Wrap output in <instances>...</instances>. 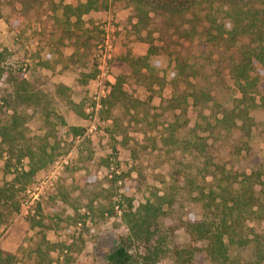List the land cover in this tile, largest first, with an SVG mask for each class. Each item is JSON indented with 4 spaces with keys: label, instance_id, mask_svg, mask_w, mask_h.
Instances as JSON below:
<instances>
[{
    "label": "rangeland",
    "instance_id": "374dc122",
    "mask_svg": "<svg viewBox=\"0 0 264 264\" xmlns=\"http://www.w3.org/2000/svg\"><path fill=\"white\" fill-rule=\"evenodd\" d=\"M99 1L108 7L84 15L75 26V19L69 23L57 9L58 0L36 9L17 0H0L5 74L11 72L43 94L50 109L47 114L43 105L21 100L11 79L0 83V127L14 128L25 149L11 153L0 138V188H7L18 171L30 169L29 149L40 154L46 147L54 158L35 178L18 183L15 198L0 205V248L15 255V264H109V254L127 231L124 210L130 204L155 201L177 167L195 170L203 165L188 149L179 153L164 146L161 135L170 124L176 123L189 139L195 129L209 136L215 161L234 172L264 168V107L251 109L248 137L226 131L214 118L222 117L241 97L228 75L227 59H221L229 53L215 50L210 57L202 44L184 51L194 68L193 83L214 100L204 108L190 105L187 115L177 109V121L173 111L163 107L175 93L174 58L163 60L159 79L150 71L148 81L136 76L130 60L146 54L149 44L135 26L133 10L122 0ZM77 44L81 47L73 57ZM217 69L224 79L214 76ZM95 72L97 76L85 83L83 74ZM261 74L264 78V68ZM117 77L125 81L128 101L103 109ZM61 84L71 88L68 97L59 95ZM65 97L79 107L63 101ZM80 108L85 115L78 113ZM72 126L84 132L75 135ZM175 197L172 205L165 201L166 213L160 218L166 251L158 264H177L173 248L190 241L185 223L198 218L186 187ZM256 227L264 230V223ZM196 264L209 262L198 254Z\"/></svg>",
    "mask_w": 264,
    "mask_h": 264
},
{
    "label": "trees",
    "instance_id": "16d2710c",
    "mask_svg": "<svg viewBox=\"0 0 264 264\" xmlns=\"http://www.w3.org/2000/svg\"><path fill=\"white\" fill-rule=\"evenodd\" d=\"M17 1L29 9H36L48 1L57 0ZM122 1L133 10L135 26L144 33L143 38L149 44L146 54L130 60L135 75L148 81L146 73L150 71L155 79H159L158 69L162 67L160 70H165L163 60L169 56L174 58L177 73L172 84L175 93L163 107L173 111L177 121L180 119L177 109L187 115L190 105L204 108L206 103L214 100L208 90L197 88L193 83L191 70L194 68L183 57L184 51L192 52L202 44L203 51L210 57L214 56L215 50H221L220 54L229 53L230 56L220 58L227 59L228 75L241 97L233 108L222 112V117L214 118L226 131L236 130L238 136L248 137L251 109L264 107V78L261 74L264 68V0ZM58 3L57 9H62L69 23L75 19V26L82 22L84 15L108 7L99 0H58ZM80 47L77 44L73 57ZM3 60L4 54L0 52V83L11 79L21 100L43 105L42 110L50 114L43 94L17 80L11 72L5 74ZM213 72L218 80L224 79L221 70ZM84 76L87 77L85 83H88L97 73ZM124 85L125 81L117 77L111 93L102 102L103 109L126 104L128 97ZM70 89L61 84L58 93L67 96ZM63 101L74 108L78 106L70 98L65 97ZM78 113L85 115L81 108ZM196 127L202 126L196 124ZM71 129L75 135L84 132V128L79 126ZM165 131L161 135L164 146L170 147L171 152L182 153L188 149L202 158L203 165L189 170L182 167L174 155L175 164L181 168L171 172L173 178L167 182L163 194L156 193L155 201L148 199L136 207L130 204L124 210L122 218L127 231L120 245L109 254V264H158V259L166 251L160 218L166 213L165 201L174 204L180 187H186L191 195L198 218L185 223L190 241L173 248L172 255L177 264H196L198 254L203 255L209 264H264V230L256 227L264 223V168L241 174L234 172L215 161V146L209 136L198 134L195 129L194 136L189 139L179 132L176 123L170 124ZM0 138L9 144L11 153L16 149L25 150L19 145L14 128L0 127ZM240 142L245 143V140ZM28 154L31 157L30 169L18 171L7 188H0V205L15 198V187L23 179V183L30 181L41 169L54 162L46 147L40 154L30 149ZM0 264H15V255L0 248Z\"/></svg>",
    "mask_w": 264,
    "mask_h": 264
}]
</instances>
